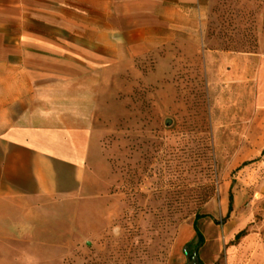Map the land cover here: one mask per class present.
Here are the masks:
<instances>
[{
    "label": "rangeland",
    "instance_id": "374dc122",
    "mask_svg": "<svg viewBox=\"0 0 264 264\" xmlns=\"http://www.w3.org/2000/svg\"><path fill=\"white\" fill-rule=\"evenodd\" d=\"M110 87L93 187L78 210L60 202L67 237L36 241L38 264H188L196 248L225 264L238 231L264 240V0H208L196 47L172 44ZM194 222L203 240L185 249Z\"/></svg>",
    "mask_w": 264,
    "mask_h": 264
},
{
    "label": "crops",
    "instance_id": "0c3cea01",
    "mask_svg": "<svg viewBox=\"0 0 264 264\" xmlns=\"http://www.w3.org/2000/svg\"><path fill=\"white\" fill-rule=\"evenodd\" d=\"M207 7L208 0H0V264H38L49 252L36 241L67 237L60 213L69 209L60 202L78 210L93 187L105 93L168 46L196 47ZM194 237L186 225L183 247ZM236 240L225 264H264V240ZM197 257L202 264L198 250Z\"/></svg>",
    "mask_w": 264,
    "mask_h": 264
},
{
    "label": "trees",
    "instance_id": "16d2710c",
    "mask_svg": "<svg viewBox=\"0 0 264 264\" xmlns=\"http://www.w3.org/2000/svg\"><path fill=\"white\" fill-rule=\"evenodd\" d=\"M231 210V207H230V205H229V211ZM193 228H194V230H195V236H196V238H197V244H196V247L202 242V240H203V236H202V233H201V231H200V229L197 227V224H196V222H194L193 223ZM244 234V231H240L239 233H237L236 235H235V239H238L240 236H242ZM188 246V244H186L185 245V249H186V247ZM186 253V252H185ZM187 254V253H186ZM188 255V254H187ZM188 257H189V263L188 264H191V259H192V256H189L188 255ZM199 263V261L197 260V264Z\"/></svg>",
    "mask_w": 264,
    "mask_h": 264
},
{
    "label": "water",
    "instance_id": "95a60500",
    "mask_svg": "<svg viewBox=\"0 0 264 264\" xmlns=\"http://www.w3.org/2000/svg\"><path fill=\"white\" fill-rule=\"evenodd\" d=\"M197 248L195 249L193 255H192V259H191V264H197Z\"/></svg>",
    "mask_w": 264,
    "mask_h": 264
},
{
    "label": "bare ground",
    "instance_id": "6f19581e",
    "mask_svg": "<svg viewBox=\"0 0 264 264\" xmlns=\"http://www.w3.org/2000/svg\"><path fill=\"white\" fill-rule=\"evenodd\" d=\"M92 223H93V221L88 222V226H90V224L92 225Z\"/></svg>",
    "mask_w": 264,
    "mask_h": 264
}]
</instances>
